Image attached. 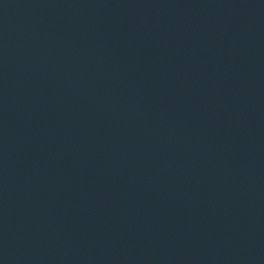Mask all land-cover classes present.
Listing matches in <instances>:
<instances>
[{
  "label": "water",
  "instance_id": "obj_1",
  "mask_svg": "<svg viewBox=\"0 0 264 264\" xmlns=\"http://www.w3.org/2000/svg\"><path fill=\"white\" fill-rule=\"evenodd\" d=\"M0 264H264V0H0Z\"/></svg>",
  "mask_w": 264,
  "mask_h": 264
}]
</instances>
